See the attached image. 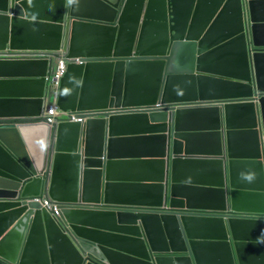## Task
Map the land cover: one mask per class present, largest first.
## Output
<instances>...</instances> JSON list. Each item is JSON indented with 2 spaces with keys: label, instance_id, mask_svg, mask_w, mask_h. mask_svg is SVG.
<instances>
[{
  "label": "water",
  "instance_id": "obj_1",
  "mask_svg": "<svg viewBox=\"0 0 264 264\" xmlns=\"http://www.w3.org/2000/svg\"><path fill=\"white\" fill-rule=\"evenodd\" d=\"M63 49L62 111L196 105L0 124V261L264 264V0H0V52ZM53 65L0 59V119Z\"/></svg>",
  "mask_w": 264,
  "mask_h": 264
},
{
  "label": "clouds",
  "instance_id": "obj_2",
  "mask_svg": "<svg viewBox=\"0 0 264 264\" xmlns=\"http://www.w3.org/2000/svg\"><path fill=\"white\" fill-rule=\"evenodd\" d=\"M65 50H61L58 52H44V51H4L0 52V59H35V60H42L47 59L51 60L54 65L49 67V74L46 77V92L52 95V98L49 104L46 106L44 112L41 116L24 119V118H11V119H0V124H18V123H30V122H37V123H44V124H53L55 122H84L89 117H98L101 118L104 114L111 113V114H130L136 112H144L150 110H170L172 107L179 108V107H190L195 106L196 104H175L174 106L170 104H162L156 103L150 106H126V107H117V108H109L104 110H94V111H86V112H79V113H72L69 111H62L57 106V99L59 95L60 83L62 78L65 76L67 71L68 62L71 60L65 57ZM78 62V59H76ZM63 69V74L59 78H55L56 73L58 70ZM58 82L56 85L55 83ZM203 105V104H199ZM50 107H54V113L52 115L49 114ZM48 118H51V121H48ZM35 201L42 202V204L48 207L50 210H54L55 217L59 218V209L57 202H49L45 198H36ZM246 214V213H243ZM0 264H5L0 261Z\"/></svg>",
  "mask_w": 264,
  "mask_h": 264
},
{
  "label": "built area",
  "instance_id": "obj_3",
  "mask_svg": "<svg viewBox=\"0 0 264 264\" xmlns=\"http://www.w3.org/2000/svg\"><path fill=\"white\" fill-rule=\"evenodd\" d=\"M63 74V69H59L58 72L55 75V78H59L60 76H62ZM56 85L58 84V82L55 83ZM54 113V107H50L49 109V114L52 115ZM51 118H48V121H51Z\"/></svg>",
  "mask_w": 264,
  "mask_h": 264
}]
</instances>
